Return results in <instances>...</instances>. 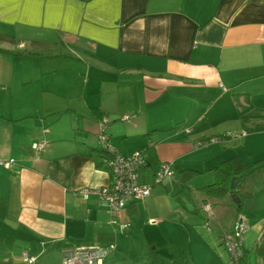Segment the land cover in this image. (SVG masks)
I'll use <instances>...</instances> for the list:
<instances>
[{
    "label": "crops",
    "instance_id": "0c3cea01",
    "mask_svg": "<svg viewBox=\"0 0 264 264\" xmlns=\"http://www.w3.org/2000/svg\"><path fill=\"white\" fill-rule=\"evenodd\" d=\"M103 120L119 154L142 155L150 186L118 223L176 227L182 244L168 247L184 253L197 224L203 251L225 264L222 237L242 216L254 231L241 264H264V166L236 186L240 208L232 177L221 197L203 190L229 158L264 163V0H0V264H23V253L47 264L48 251L60 264L125 230L105 201L78 194L110 182ZM164 162L173 176L156 183Z\"/></svg>",
    "mask_w": 264,
    "mask_h": 264
},
{
    "label": "built area",
    "instance_id": "2783aa9c",
    "mask_svg": "<svg viewBox=\"0 0 264 264\" xmlns=\"http://www.w3.org/2000/svg\"><path fill=\"white\" fill-rule=\"evenodd\" d=\"M127 120V116L121 117ZM103 120L99 124L97 133V146L105 154V163L109 170L110 182L106 186L97 188H83L78 194L85 200L90 195L96 196L99 200L107 203V212L110 215V223L117 224L120 229H126L129 223H118L119 213L126 207L137 201H144L150 193V186L139 182V169L144 165V160L139 152L131 156L119 154L109 141V136L105 131ZM218 138L200 142L199 145L215 143ZM45 147V142H35L30 146L35 156H39ZM4 168H9L12 161L2 162ZM172 163H161L155 172L153 181L160 183L165 178L173 176ZM203 210L208 213L209 206L203 204ZM248 224L242 216H238L233 223L232 229L222 237V245L228 254L225 264H241L243 258V234L248 230ZM115 245L110 244L107 248L90 246L77 247L63 254L60 264H104L107 257L114 251ZM23 264H34L35 258L28 253L22 255Z\"/></svg>",
    "mask_w": 264,
    "mask_h": 264
},
{
    "label": "rangeland",
    "instance_id": "374dc122",
    "mask_svg": "<svg viewBox=\"0 0 264 264\" xmlns=\"http://www.w3.org/2000/svg\"><path fill=\"white\" fill-rule=\"evenodd\" d=\"M255 178L260 177L255 176ZM173 200L175 201L177 198L175 197ZM126 221L129 223L127 229L111 242L115 244L116 249L110 256L109 264H147L150 262L148 257H150L149 254L152 248L157 247L160 255H166L169 243L173 242L178 246L182 244L180 230L176 227L167 229V226L162 222L152 227L145 217L142 221H134L133 219L131 222L129 219ZM253 231V228H251L247 233L245 232L246 240L251 238L250 235ZM190 233L192 235L191 240L188 241L185 238L183 245L187 262L189 264L219 263L220 260H214L212 256L203 251L204 247L200 241L201 239L206 240V232L196 224L190 227ZM108 246H103V248ZM43 257H46L47 264H58L57 252L48 251Z\"/></svg>",
    "mask_w": 264,
    "mask_h": 264
},
{
    "label": "trees",
    "instance_id": "16d2710c",
    "mask_svg": "<svg viewBox=\"0 0 264 264\" xmlns=\"http://www.w3.org/2000/svg\"><path fill=\"white\" fill-rule=\"evenodd\" d=\"M99 150V149H98ZM101 152V150H99ZM264 163L254 165V167H245L238 157L229 158L221 162L218 166L212 169L213 182L212 184L203 188L208 196L221 197L227 193L226 180L229 177L245 178L252 174L259 168H263ZM231 195L236 196L235 191L230 192ZM241 203L237 205L240 208ZM169 259H164L159 256L152 255L150 262L147 264H188L185 253L176 247H168ZM244 256V253H243ZM242 261V260H241Z\"/></svg>",
    "mask_w": 264,
    "mask_h": 264
},
{
    "label": "water",
    "instance_id": "95a60500",
    "mask_svg": "<svg viewBox=\"0 0 264 264\" xmlns=\"http://www.w3.org/2000/svg\"><path fill=\"white\" fill-rule=\"evenodd\" d=\"M241 181V178L240 177H232L231 179H230V181H229V190L230 191H234L235 190V188H236V186L238 185V183ZM232 196V202H233V204L236 206V205H238L239 204V202H240V199H239V197H235V196H233V195H231Z\"/></svg>",
    "mask_w": 264,
    "mask_h": 264
}]
</instances>
